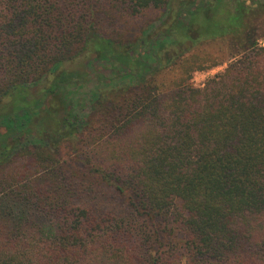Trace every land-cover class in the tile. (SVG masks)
<instances>
[{
	"label": "trees",
	"instance_id": "trees-1",
	"mask_svg": "<svg viewBox=\"0 0 264 264\" xmlns=\"http://www.w3.org/2000/svg\"><path fill=\"white\" fill-rule=\"evenodd\" d=\"M263 14L0 0V264H264ZM225 38L241 54L201 87L154 83Z\"/></svg>",
	"mask_w": 264,
	"mask_h": 264
},
{
	"label": "rangeland",
	"instance_id": "rangeland-1",
	"mask_svg": "<svg viewBox=\"0 0 264 264\" xmlns=\"http://www.w3.org/2000/svg\"><path fill=\"white\" fill-rule=\"evenodd\" d=\"M253 33L256 37V46L264 48V14L255 18ZM257 41L263 43V46L258 45ZM240 54V48H238L235 42L229 38L203 43L187 53L180 64L174 65L171 68L157 74L154 77V83L158 85L159 90L166 89L174 81H178L183 70H185L186 67H189V70L184 75L187 77V82L193 87H201L207 77L221 72L228 63L235 60V58L239 57ZM81 61H83V58H79L78 60L68 63L65 66L72 67L74 63ZM197 66H199V68H197ZM43 84L45 85L43 82L42 85L38 87H32L31 94L34 98L41 96L38 89L43 86Z\"/></svg>",
	"mask_w": 264,
	"mask_h": 264
},
{
	"label": "built area",
	"instance_id": "built-area-1",
	"mask_svg": "<svg viewBox=\"0 0 264 264\" xmlns=\"http://www.w3.org/2000/svg\"><path fill=\"white\" fill-rule=\"evenodd\" d=\"M257 44L263 46V43H260V41H257Z\"/></svg>",
	"mask_w": 264,
	"mask_h": 264
}]
</instances>
